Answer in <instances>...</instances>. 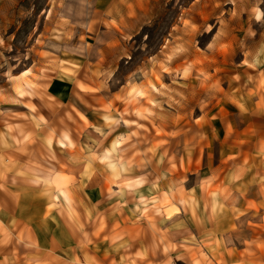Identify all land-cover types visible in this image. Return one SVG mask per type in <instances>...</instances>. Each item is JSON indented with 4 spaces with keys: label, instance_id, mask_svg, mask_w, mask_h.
Returning <instances> with one entry per match:
<instances>
[{
    "label": "crops",
    "instance_id": "1",
    "mask_svg": "<svg viewBox=\"0 0 264 264\" xmlns=\"http://www.w3.org/2000/svg\"><path fill=\"white\" fill-rule=\"evenodd\" d=\"M17 1L0 0V9ZM96 9L110 14L116 35H135L151 22L157 0H100ZM258 55L263 65L264 49ZM65 63L49 68L44 99L7 94L35 110L19 100L0 103V264H178L184 243L200 247L211 264H242L235 231L246 222L257 226L251 235L264 238V189L256 194L264 166L163 171L156 162L137 163L138 154L116 145L122 124L104 96L120 105L122 89L98 87L99 73L83 80L77 65ZM42 104L58 106V114ZM178 177H186L184 194ZM210 179L225 194L209 195ZM243 264H264V248Z\"/></svg>",
    "mask_w": 264,
    "mask_h": 264
},
{
    "label": "rangeland",
    "instance_id": "2",
    "mask_svg": "<svg viewBox=\"0 0 264 264\" xmlns=\"http://www.w3.org/2000/svg\"><path fill=\"white\" fill-rule=\"evenodd\" d=\"M99 1L18 0L0 9V103L19 100L7 97L11 91L44 99L51 70L67 61L83 80L94 71L98 87L122 89L115 96L121 106L109 92L104 96L122 124L116 145L138 154L137 163L156 162L163 171L187 165L201 171L220 163L263 167L264 64L258 54L264 49V0H157L151 22L135 35H116L110 14L96 9ZM37 107L58 114V106ZM65 115L72 119L68 109ZM185 179L178 177L179 194ZM190 183L196 184L195 176ZM220 185L204 183L209 195L223 191ZM255 228L245 222L235 231L243 262L264 248L262 235L250 234ZM219 247L216 242L209 250ZM182 249L178 264L200 256V264H211L200 247L184 243Z\"/></svg>",
    "mask_w": 264,
    "mask_h": 264
}]
</instances>
